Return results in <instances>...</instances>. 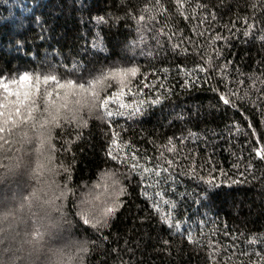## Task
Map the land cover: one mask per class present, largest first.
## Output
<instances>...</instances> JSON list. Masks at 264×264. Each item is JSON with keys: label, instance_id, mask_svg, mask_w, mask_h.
<instances>
[{"label": "trees", "instance_id": "1", "mask_svg": "<svg viewBox=\"0 0 264 264\" xmlns=\"http://www.w3.org/2000/svg\"><path fill=\"white\" fill-rule=\"evenodd\" d=\"M151 2L153 0H0V77H12L22 71L42 76L48 74L46 62L60 65L55 70L58 76L77 80L79 73L65 72L63 65L71 68L78 61L82 65L80 72L89 79L111 68L136 66L139 73L127 83L106 79L105 93L116 95L111 110L124 113L113 118L112 126L119 133L120 141H130L140 157L152 158L147 164L149 168L168 167L165 161H174L169 169L172 179H162L158 186L153 179V186L147 189L152 199H146L139 177H126L123 174L127 170L107 157L109 147L114 151L118 149L110 144L106 121L98 119L95 111L89 113L86 104L79 112L86 122L84 125L78 126L75 120L62 121L63 129L56 128L50 142L44 145L32 129L25 142L11 145L10 152L8 145L0 147V164H14L16 157L22 160L12 172L0 167V192L7 194L4 201L0 199V214L11 208L14 216L19 217L15 209L21 197L33 189H42V197L59 195L66 182L60 165L71 170L68 186L74 195L68 197L65 212L72 227L69 229L64 224L54 229L51 236H46L38 255L31 258L26 255L28 245L24 241L28 237L25 234L34 226L27 210L24 212L26 222L10 217L0 224L10 240L15 237L14 247L23 245L24 252L16 253L20 257L16 264H48V248L83 240L94 242L89 244L83 264H118L117 256L110 251L112 248L119 249V261L123 264H210V244L216 246L218 264H247L248 257L242 253L252 251L253 247L260 250L259 244L247 243L264 236V163L251 158L249 151L255 139L249 122L264 142V117L259 115V106H241L242 115L225 108L207 83L187 88L182 84L187 78L185 69L191 73L200 63V56L195 52L209 35L206 32L204 37H199L192 29L195 27L201 32L210 26L213 32L226 38L216 42L223 56L219 63L231 61L226 69L229 78L236 79L238 69L243 80L239 85L241 94L247 91L255 100L257 91L264 87L261 71L264 69V40L260 39L264 33L259 31L264 28V12L257 13L256 27L245 37L241 18L247 16L251 22L252 0H184L187 11L183 15L187 16H193L197 3L215 6L217 20L208 24H199L195 18L201 15L200 9H196L193 19L186 21L183 15L176 13L175 0H162L168 8L167 19L159 16L154 24L146 21L138 32L134 20L125 13L128 8H139ZM100 17L106 23H101ZM233 23L235 28L228 31L225 26L231 28ZM149 27L150 30H145ZM161 28L163 35H159ZM181 34L184 38L191 37L194 43L178 40ZM177 43L187 48L186 54L173 51L172 45ZM250 76L256 79H246ZM211 83L216 85L215 74L211 76ZM44 87L41 85V93ZM158 95L159 103H144ZM53 100H56L55 94ZM121 104L130 107L121 108ZM39 106L42 109L43 103ZM133 107L142 108V114L129 118ZM232 125H238L239 130L230 127ZM168 138H173L178 154L165 147ZM120 148L132 151L123 144ZM250 159L253 170L240 176ZM37 166L43 171L41 183L32 175ZM49 167L53 172L47 171ZM113 169L122 174L120 178L128 194L122 198L123 206L111 219L109 228L104 230L108 242H102L95 233L79 224L73 215L74 204L92 211L101 209L110 198L112 180L107 172ZM167 175V172L161 174L162 177ZM212 178L216 187L206 183ZM49 184L51 190L47 188ZM165 201L176 202L174 212ZM153 202L159 203L161 214L171 212L182 221V231L190 229L199 245L170 234L151 208ZM58 217V213H52L53 221ZM225 231L231 235L226 237ZM162 239L169 240L171 247L165 248Z\"/></svg>", "mask_w": 264, "mask_h": 264}, {"label": "snow or ice", "instance_id": "2", "mask_svg": "<svg viewBox=\"0 0 264 264\" xmlns=\"http://www.w3.org/2000/svg\"><path fill=\"white\" fill-rule=\"evenodd\" d=\"M252 9L251 22L249 17L245 16L241 18V22L245 25L243 35L249 36L251 30L256 27V15L257 13L264 12V0H252L250 5ZM215 6L209 7L207 4H196V8L193 9V16L183 15L187 9L184 7V0H175L176 13L183 15V18L191 20L195 17L196 9L201 10V15L195 17L198 19L199 24H208L209 21L215 23L217 20L216 12L213 10ZM147 14V15H146ZM169 15L168 8L162 2V0H153V2L143 5L139 8H128L125 16L134 20L137 25L138 32L141 30L142 25L146 21H151L153 24L157 22L159 16H163L167 19ZM101 23H106L103 17H100ZM228 31L235 28V23L231 25V28L225 26ZM145 30H150L145 29ZM193 33L199 37H204L205 33H209L205 44L202 47H198L195 54L200 56V63H198L191 71L188 72L185 69L186 79L184 80L182 87H191L195 84L207 83L210 90L213 91L218 101L221 102L225 108L232 109L236 112H242L243 105H250L253 108H257L259 115L264 117V87H261L257 91L256 99L253 100L247 91L241 94L239 85L243 83L240 79L242 74L236 69L237 78L230 79V74L226 71L231 61H224L219 63L223 59L222 50L217 47L216 42L226 40V38L220 33H215L209 26L204 31L197 32L196 28L192 29ZM264 33V28L259 29ZM159 35H163V28L159 29ZM169 41L172 40V36L168 37ZM178 40H185L189 43H194L191 37L184 38L181 34L177 37ZM264 40V35L260 37ZM140 42H143V36L141 35ZM195 47V45H194ZM172 49L177 54H186L187 48H183L179 43L173 44ZM60 65H55L46 62L45 67L48 70V74H33L30 71H22L12 77H0V147L8 145L7 151H11V145L15 143H23L28 138V131L35 129L36 135L39 136V142L44 145L46 142H50L53 131L56 128L61 130L64 127V122L71 123L73 120L77 121L78 126L84 125L86 122L79 116L80 108L86 104L89 113L95 111L97 118L106 121L109 133L111 136L110 144L116 146L118 149L114 151L112 147L107 149V157L110 161L115 162L127 170L125 175L130 178L131 176L139 177V182L142 188V194L146 199L152 198L147 194V189L152 187V180L155 179V184L158 186L161 180H171L172 173L169 170L174 161L169 159L165 161L168 167L154 166L149 168L147 164L151 161V157H140L135 149L134 145H131L130 141H120L119 133L113 128V118L122 116V111H112L111 104L115 100L116 95L112 93H105L106 79L116 80L121 84L127 83L129 79L134 78L139 73L140 69L136 66L131 67H117L111 68L106 73H101L98 77L91 79L86 78L80 69L82 65L77 61L69 68L67 65H63L65 72L79 73V79H70L67 77H60L55 74V70ZM264 72V69L261 70ZM216 75V85L211 83V76ZM249 80H255L256 77H246ZM41 85H44V91L41 93ZM163 87V85H161ZM170 91V89H169ZM55 94L56 100H53ZM43 103V108H40V103ZM160 102V96L155 99L144 103L155 105ZM121 108H128L129 105L121 104ZM143 109L139 107H133L132 111L128 113L129 118L133 115L142 114ZM39 113V115H35ZM239 130L238 125H232ZM249 129H251L253 145L250 148V157L260 160L264 163V142L257 136L252 125L249 122ZM17 133L19 136L17 138ZM79 133H77V136ZM173 138H168V143L165 145L169 152H176L178 149L172 143ZM180 143L183 144V138ZM120 144L124 145V148H131L132 151H125L120 148ZM65 151H70V148H65ZM7 160V157H4ZM144 160L145 163H141ZM21 158L16 157L15 163H3L0 167L4 168L6 172H12L15 168L19 167ZM66 176V182L62 186L59 195L53 193L52 195L42 197L38 189H33L27 196H22L18 207L15 212H18L19 217L14 216L13 209L9 208L7 211L0 214V224L5 223L10 217L18 219L19 222H26L24 212L27 210L28 216L32 219L33 230L25 235L28 237L24 241L28 245L26 255L31 258L34 255H38L44 247L46 236H51L54 229L58 230L64 224L70 229L72 227V221L66 218L65 207L67 199L70 195H74L71 187L68 185L71 183V170L69 167L60 165ZM253 170L251 159L246 165L245 171L240 173V176L250 174ZM48 172H53V169L49 167ZM167 172V176H161L162 173ZM194 174L195 169H192ZM223 175V173L221 172ZM33 179L41 183L43 171L41 166L33 171ZM107 175L112 180V190L108 202L101 208L95 211L89 210L85 207H76V211L73 213L78 218L79 224L86 229L91 230L97 235L100 241L108 242V237L105 236L104 230L109 228L111 219L116 215L117 211L123 206V197L127 195V188L121 180V175L115 169L107 172ZM203 180V177H200ZM239 181H233L237 183ZM209 187H216L214 178L206 181ZM52 185H47V188L51 190ZM161 195L157 193V196ZM60 201L57 203V201ZM198 202V201H197ZM165 204H169L173 212L176 208V202L165 201ZM151 208L158 215L161 224L169 231L170 234L179 235L185 238L189 244L199 245V240L194 237V234L190 229H184L182 231V221L177 219L171 212L161 214L159 203H151ZM52 213H58L59 217L56 221L52 220ZM199 223V222H198ZM38 225V226H37ZM11 225H9V229ZM226 237L231 234L225 231ZM203 236V233H201ZM9 236L6 235L5 228L0 227V264H16V261L20 258L16 256L17 252H24L23 245L14 247ZM165 248L171 247V242L166 239L161 241ZM94 243L88 240L83 241H69L62 247H50L48 252V264H83L84 256L89 252V244ZM249 245L261 246L260 250L256 247L252 248L250 252H243L242 255L248 257L247 264H264V236L255 237L247 242ZM7 244V247L4 245ZM215 245L210 244L209 261L210 264H218V253L215 251ZM232 247V246H230ZM111 253L117 256L118 264H123L119 261L120 252L117 248H112ZM255 257V259H252ZM227 259V257H225Z\"/></svg>", "mask_w": 264, "mask_h": 264}, {"label": "rangeland", "instance_id": "3", "mask_svg": "<svg viewBox=\"0 0 264 264\" xmlns=\"http://www.w3.org/2000/svg\"><path fill=\"white\" fill-rule=\"evenodd\" d=\"M44 163H48L47 161H43ZM3 191H1L0 192V199H3L7 194H5V192H3ZM3 201H4V199H3ZM6 201V200H5Z\"/></svg>", "mask_w": 264, "mask_h": 264}]
</instances>
